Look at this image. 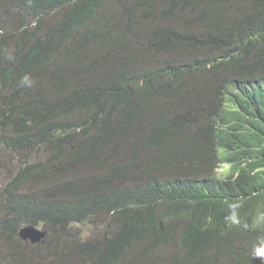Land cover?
Instances as JSON below:
<instances>
[{"label":"trees","instance_id":"1","mask_svg":"<svg viewBox=\"0 0 264 264\" xmlns=\"http://www.w3.org/2000/svg\"><path fill=\"white\" fill-rule=\"evenodd\" d=\"M0 1L15 22L0 28V150L19 162L1 192L5 251L24 225L45 242L107 215L76 260L258 264L264 0ZM198 155L229 163L227 179L212 184ZM63 237L54 252L73 264Z\"/></svg>","mask_w":264,"mask_h":264},{"label":"rangeland","instance_id":"2","mask_svg":"<svg viewBox=\"0 0 264 264\" xmlns=\"http://www.w3.org/2000/svg\"><path fill=\"white\" fill-rule=\"evenodd\" d=\"M2 27L13 32L15 30V22L13 21L12 8L0 1V28ZM11 163L19 162L13 154L0 150V210L4 207L1 197L2 188L7 181V175L13 169ZM35 188L41 189V185H37ZM113 226V222L109 220L107 215H104L94 221L86 220L83 223L71 224L56 235L49 234L45 242L43 241L41 244H30L27 240L18 238V241H14V254L5 251V247L1 246L2 235L0 234V264H63L64 260H58L59 254L54 252V247L61 242L62 235L66 241L63 245V250L66 252L67 257H71L70 263L83 262V264H89L87 255H84L80 260H76L74 248H85L86 244L84 243L94 241L106 230H112ZM168 247L173 248L171 246ZM159 254L162 259L166 258L164 250H160Z\"/></svg>","mask_w":264,"mask_h":264},{"label":"clouds","instance_id":"3","mask_svg":"<svg viewBox=\"0 0 264 264\" xmlns=\"http://www.w3.org/2000/svg\"><path fill=\"white\" fill-rule=\"evenodd\" d=\"M33 26H35V22H33ZM9 60L14 59L12 56L8 57ZM34 85V81L31 78L30 75L25 74L24 76L21 77L19 81V86L23 88H32ZM198 138L190 137L189 141L190 143L197 140ZM198 149V147H197ZM195 150L194 155L197 153H200L201 149ZM200 157V161L202 164L210 163V172H205L206 177L210 180L212 184H216L217 179L218 180H226L228 176V172L230 169L229 163H227L224 160H218L215 156H207V155H198ZM195 157V156H194ZM196 161H197V157ZM237 175V172H234L232 174V178ZM159 193H166V192H159ZM192 200H198V199H192ZM257 206V217L259 219L258 223H254L252 225V229L257 230V231H262L264 232V205L261 203L251 201ZM232 207L237 208L239 205H232ZM230 221V225L232 224H238L239 220L237 217L236 211L232 212L231 215L227 218ZM190 218H187L186 216H183L175 225H180L187 227L190 223ZM41 230L42 229L40 226H36ZM245 228H247V225H244ZM45 237V236H44ZM44 239V238H43ZM250 256L252 258H258L259 260L257 261L258 264H264V236L260 238L258 241H256L251 248L250 251Z\"/></svg>","mask_w":264,"mask_h":264},{"label":"water","instance_id":"4","mask_svg":"<svg viewBox=\"0 0 264 264\" xmlns=\"http://www.w3.org/2000/svg\"><path fill=\"white\" fill-rule=\"evenodd\" d=\"M45 230H41L34 225H24L17 231V237L21 240H27L30 244H41L45 236Z\"/></svg>","mask_w":264,"mask_h":264}]
</instances>
